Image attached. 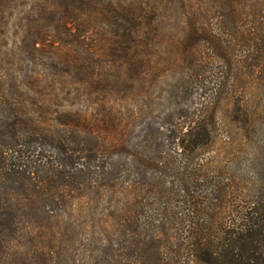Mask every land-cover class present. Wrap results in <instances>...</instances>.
<instances>
[{
	"label": "rangeland",
	"instance_id": "374dc122",
	"mask_svg": "<svg viewBox=\"0 0 264 264\" xmlns=\"http://www.w3.org/2000/svg\"><path fill=\"white\" fill-rule=\"evenodd\" d=\"M234 4L0 0V193L44 200L0 264H264V0Z\"/></svg>",
	"mask_w": 264,
	"mask_h": 264
},
{
	"label": "trees",
	"instance_id": "16d2710c",
	"mask_svg": "<svg viewBox=\"0 0 264 264\" xmlns=\"http://www.w3.org/2000/svg\"><path fill=\"white\" fill-rule=\"evenodd\" d=\"M227 2L230 4V6H232V7H230L232 12H233V9L236 11V9L234 8V6H235L234 0H227ZM233 13H235V12H233ZM197 133L198 134H197V138L195 139V145L202 144V142H203V139L201 137L202 135H201L200 131H197ZM207 136H209V133ZM192 175H193L194 179L196 180V183L191 182V183H188L189 185H187V183H185L186 185H183L181 187L182 193H185V192L188 193L189 190L192 193L197 192V190H195V188L198 187L196 184H197L198 180L201 179L200 178L201 175H199L195 171H192ZM128 181H129V179H128ZM136 183H138V182L135 181V184ZM130 186H131V184H130ZM17 194H19V193H14V194H12V193H0V242L8 243V239L11 238L10 235L6 236L4 225L12 227V229L15 230V228L17 226V222L20 219L21 215L25 216V215L29 214V212L27 213L26 208L32 207L34 205H39L40 204L39 202L42 201V200H39L40 196H38V195L32 196L30 194H26V195L19 194V199H18ZM192 196H193V194L191 195V197ZM193 201H195V200H193ZM42 202H44V200ZM23 204H29V206H27L26 208L20 207ZM129 213L130 212L126 213V215L124 217L125 222L131 221L130 219L132 217H131V215H129ZM250 229H251V227L246 226L245 224H239V225L235 226L230 231V232H233V234H231L232 237L230 238V240L233 241L232 243H239L240 241H245V239L247 238V233ZM244 232H246V233H244ZM202 243H203V240H201V243H196L194 248H193V251L197 252V253L202 251V249H200V246L202 245ZM0 248H3V246L0 245ZM202 252H204V251H202ZM208 252H210V254H212L214 256H217L216 254L218 252H219V256L221 255L222 252H225L226 253L225 257H227V259L232 261L233 264H251V263H254V262L244 263L242 261L243 256H237L235 254V251L231 250V249H226L225 251L224 250L221 251V249L219 248L218 251L212 249ZM253 256H254L253 258L248 257V259L257 258L255 255H253Z\"/></svg>",
	"mask_w": 264,
	"mask_h": 264
}]
</instances>
